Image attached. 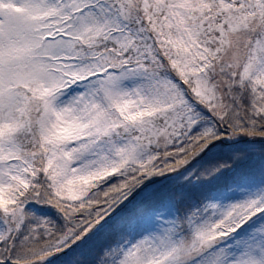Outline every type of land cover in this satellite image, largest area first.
<instances>
[{"label": "snow or ice", "instance_id": "obj_1", "mask_svg": "<svg viewBox=\"0 0 264 264\" xmlns=\"http://www.w3.org/2000/svg\"><path fill=\"white\" fill-rule=\"evenodd\" d=\"M0 264H264V0H0Z\"/></svg>", "mask_w": 264, "mask_h": 264}]
</instances>
